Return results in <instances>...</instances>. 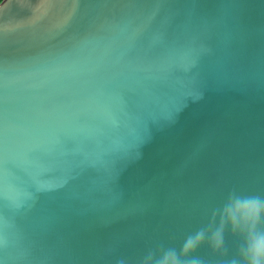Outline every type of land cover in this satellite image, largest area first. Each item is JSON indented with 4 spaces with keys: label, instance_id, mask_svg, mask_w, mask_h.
<instances>
[{
    "label": "water",
    "instance_id": "water-1",
    "mask_svg": "<svg viewBox=\"0 0 264 264\" xmlns=\"http://www.w3.org/2000/svg\"><path fill=\"white\" fill-rule=\"evenodd\" d=\"M264 197V0L0 1V264H228Z\"/></svg>",
    "mask_w": 264,
    "mask_h": 264
},
{
    "label": "clouds",
    "instance_id": "clouds-1",
    "mask_svg": "<svg viewBox=\"0 0 264 264\" xmlns=\"http://www.w3.org/2000/svg\"><path fill=\"white\" fill-rule=\"evenodd\" d=\"M216 214L219 222L208 236L213 249L218 251L224 247V234L227 229L230 235L240 240V259L234 258L228 264H264V197L241 196L231 192L216 210ZM205 235V229H201L194 236H189L179 253L175 249L164 248L149 251L139 264H186L181 256L198 247L204 241Z\"/></svg>",
    "mask_w": 264,
    "mask_h": 264
},
{
    "label": "trees",
    "instance_id": "trees-1",
    "mask_svg": "<svg viewBox=\"0 0 264 264\" xmlns=\"http://www.w3.org/2000/svg\"><path fill=\"white\" fill-rule=\"evenodd\" d=\"M1 1V0H0Z\"/></svg>",
    "mask_w": 264,
    "mask_h": 264
}]
</instances>
